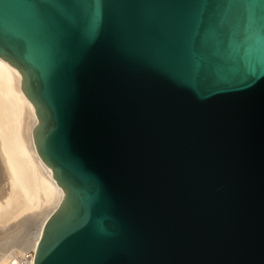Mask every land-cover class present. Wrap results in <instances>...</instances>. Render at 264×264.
Masks as SVG:
<instances>
[{
  "label": "water",
  "instance_id": "95a60500",
  "mask_svg": "<svg viewBox=\"0 0 264 264\" xmlns=\"http://www.w3.org/2000/svg\"><path fill=\"white\" fill-rule=\"evenodd\" d=\"M0 58L64 191L34 264H264V0H0Z\"/></svg>",
  "mask_w": 264,
  "mask_h": 264
},
{
  "label": "bare ground",
  "instance_id": "6f19581e",
  "mask_svg": "<svg viewBox=\"0 0 264 264\" xmlns=\"http://www.w3.org/2000/svg\"><path fill=\"white\" fill-rule=\"evenodd\" d=\"M37 124L35 108L22 92L21 74L0 58V174L6 182L0 190V241L5 237L0 248L7 249L0 264H34L43 229L64 200L63 189L36 149ZM27 220L33 224L32 237L15 251L21 238L14 231Z\"/></svg>",
  "mask_w": 264,
  "mask_h": 264
},
{
  "label": "rangeland",
  "instance_id": "374dc122",
  "mask_svg": "<svg viewBox=\"0 0 264 264\" xmlns=\"http://www.w3.org/2000/svg\"><path fill=\"white\" fill-rule=\"evenodd\" d=\"M2 175V176H1ZM0 184H1V182H2V185L0 186V190L3 188V187H5L6 186V182H4V180H5V178H4V175L3 174H0ZM3 179V180H2ZM2 180V181H1ZM2 187V188H1ZM28 227V228H27ZM32 228V229H31ZM32 230H34V228H33V224H32V221H30V220H27V222H25L24 223V225H22L21 227H19L16 231H14V236H16V237H20L21 238V240L19 241L20 242V244H18V245H15V248H17L16 250L15 249H12V250H15V251H18V249L19 250H21L22 248H24L25 247V244H26V241L30 238V237H32V233H33V231ZM11 236H12V234H11ZM6 237H9V236H6ZM5 237H2V239H1V241H0V243L2 242V244L4 243L3 241H5V239H4ZM25 242V243H24ZM4 249V250H3ZM7 249L6 248H4V247H1L0 248V255H4V252L6 251ZM27 251H29V252H27V254L29 255L30 254V252H31V254H32V249H29V250H27ZM30 256V255H29ZM32 256V255H31ZM20 258H22L21 256H20ZM23 259V258H22ZM26 260V259H25Z\"/></svg>",
  "mask_w": 264,
  "mask_h": 264
}]
</instances>
